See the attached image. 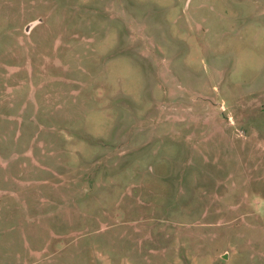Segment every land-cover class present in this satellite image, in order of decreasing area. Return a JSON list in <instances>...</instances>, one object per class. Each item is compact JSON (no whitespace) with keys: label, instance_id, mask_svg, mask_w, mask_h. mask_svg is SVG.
Instances as JSON below:
<instances>
[{"label":"rangeland","instance_id":"1","mask_svg":"<svg viewBox=\"0 0 264 264\" xmlns=\"http://www.w3.org/2000/svg\"><path fill=\"white\" fill-rule=\"evenodd\" d=\"M0 264H264V0H0Z\"/></svg>","mask_w":264,"mask_h":264}]
</instances>
